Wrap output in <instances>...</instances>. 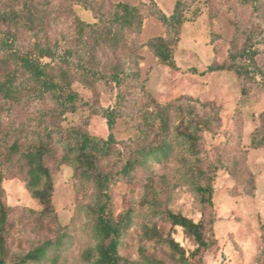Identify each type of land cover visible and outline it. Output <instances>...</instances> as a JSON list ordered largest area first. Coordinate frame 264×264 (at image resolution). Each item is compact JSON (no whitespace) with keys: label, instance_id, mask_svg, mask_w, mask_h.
Masks as SVG:
<instances>
[{"label":"rangeland","instance_id":"374dc122","mask_svg":"<svg viewBox=\"0 0 264 264\" xmlns=\"http://www.w3.org/2000/svg\"><path fill=\"white\" fill-rule=\"evenodd\" d=\"M92 1L96 10L72 0H52L45 28L51 35L69 32L75 16L97 22L100 11H108L118 2L136 5L150 0ZM176 1L156 0L167 14L172 13ZM187 17L173 49L176 67L161 63L153 51L143 45L138 51L141 55L140 81L163 104L184 95L215 103L220 109L221 125L217 130L203 132V149L208 157L224 160L231 167L235 160L240 164L233 167L236 177L225 168L218 170L213 208L201 203L195 190L198 182L204 183L197 172L203 163L196 161L187 145L178 138L168 160L153 162L150 168L138 167L131 172V181L117 178L111 189L112 211L116 216L133 211L131 224L121 239V262L181 264L178 254L167 243L145 236L147 227L156 226L163 237H172L184 248L189 264H255L264 246L261 230L264 223V147L252 148L251 137L264 111V88L255 82L242 81L231 70H206L210 65L227 61L231 52L239 51L246 32L259 21L252 8L242 5L240 0H194ZM165 34L166 28L159 19L147 17L139 42L145 43ZM260 48L257 61L264 67V37L260 38ZM73 86L90 104L107 107L115 102L117 89L103 83H98L96 94L80 80ZM131 88L134 91L128 107L130 114L118 119L114 132L121 142L136 145L141 105L148 103V99L139 85L131 84ZM50 106V103L11 104L1 99L0 144L4 146L15 139L23 147L33 142H49L43 129V112ZM58 122L65 128H85L98 137L107 138L109 134L106 118L93 113L87 106L66 113ZM179 122V119L174 121L175 124ZM184 127L185 124L181 126ZM156 137L159 135L153 133L150 140ZM60 156L59 151L46 160L54 179L53 203L59 217L57 229L48 219H41L42 205L27 189L22 171L13 168L3 182L5 202L10 208L9 264H14L19 255L39 242L56 235L60 240L47 255L28 264H95L100 242L93 212L97 202L96 188L72 164L59 166ZM101 165L104 170L115 172L121 166V159L113 155L103 158ZM253 186H256L254 191ZM168 210L195 222L204 221L208 240H215L212 247L195 256L197 243L181 226H173L166 219ZM212 216L215 222L210 225Z\"/></svg>","mask_w":264,"mask_h":264},{"label":"trees","instance_id":"16d2710c","mask_svg":"<svg viewBox=\"0 0 264 264\" xmlns=\"http://www.w3.org/2000/svg\"><path fill=\"white\" fill-rule=\"evenodd\" d=\"M240 1L252 8L259 24L246 32L244 45L239 51L231 52L227 61L210 65L206 71L231 70L242 81L255 82L264 88V67L257 61L261 51L260 38L264 37V0ZM72 2L96 10L92 0ZM193 2L177 0L170 14L163 11L156 0L136 5L118 2L108 11H100L97 22L75 16L69 32L51 35L45 27L52 11V0H0V100L11 104H51L43 112V129L49 142H33L23 147L15 139L4 146L0 144V264H9L10 208L5 202L4 180L13 168L22 171L27 189L42 205L41 219H48L57 229L59 217L53 203L54 179L46 160L59 151L58 165L72 164L96 188L97 202L93 212L100 242L95 264H122L119 248L131 224L133 211L127 210L121 216L113 213L111 189L115 180L122 177L131 181V172L138 167L150 168L153 162L168 160L175 150L176 138L187 145L196 161L203 163L197 172L204 183L198 182L195 190L206 207L214 206V182L218 170L225 168L236 177L233 167L240 164L239 160L232 162L231 167L224 160L208 157L203 149V132L217 130L221 125L220 109L216 104L188 95L163 104L140 81L141 55L138 51L143 45L153 51L158 61L176 67L173 49ZM151 16L161 21L166 34L140 43L144 20ZM76 80L93 89L95 94L98 83L117 89L115 102L107 107L90 104L74 89ZM131 84L139 85L148 99V103L141 105L136 145L121 142L114 132L118 119L130 114L128 107L134 91ZM80 106H87L93 113L106 118L107 138L92 135L79 126L65 128L59 124L66 113ZM176 119L180 120L179 124L174 123ZM184 124L183 129L181 126ZM153 133L159 137L150 140ZM251 147H264V111L252 133ZM113 155L121 159V166L115 172L104 170L101 160ZM255 189L253 186V191ZM165 217L194 239L197 243L193 252L195 256L215 243V240H208L204 221L195 222L170 210L166 211ZM214 222L212 216L209 224ZM261 230L264 242V223ZM144 233L148 238L156 237L167 243L178 254L181 264L190 263L184 248L172 237H163L156 226L147 227ZM59 240L56 235L39 242L19 255L14 264L40 261ZM199 257L202 259L201 255ZM255 264H264V246Z\"/></svg>","mask_w":264,"mask_h":264}]
</instances>
